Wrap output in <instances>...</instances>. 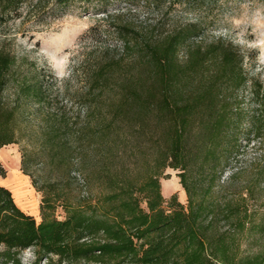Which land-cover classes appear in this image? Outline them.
<instances>
[{"label":"trees","instance_id":"trees-1","mask_svg":"<svg viewBox=\"0 0 264 264\" xmlns=\"http://www.w3.org/2000/svg\"><path fill=\"white\" fill-rule=\"evenodd\" d=\"M94 1L103 0H0V20L18 16L22 5L41 14ZM199 30L186 24L157 36L118 27L119 49L106 48L83 67L84 88L67 99L77 104L75 112L53 102L49 76L0 42V148L25 140L36 145L40 167L66 178L77 170L86 184L103 189L94 203L66 207L64 219L46 214L53 205L43 197L37 223L0 184V264H20L26 250L33 264L41 258L52 264L53 257L60 263L264 264V253H238L245 231L264 242V213L255 223L246 204L253 190L235 186V172L222 179L245 122L248 133L264 136V111L245 117L235 97L249 81L246 54L221 37L196 41ZM30 162L27 150L21 169L37 188ZM168 168L178 171L186 206L172 196L164 207L160 179Z\"/></svg>","mask_w":264,"mask_h":264},{"label":"rangeland","instance_id":"rangeland-1","mask_svg":"<svg viewBox=\"0 0 264 264\" xmlns=\"http://www.w3.org/2000/svg\"><path fill=\"white\" fill-rule=\"evenodd\" d=\"M19 13L18 16L0 20V42L6 40L18 56L35 63L38 70L49 76L51 93L57 96L53 102L64 103L71 111L75 112L78 106L67 99L83 90L85 64L106 48L119 49L118 27L125 25L164 36L175 27L186 24L199 27L196 41L221 37L246 54L244 69L249 81L235 92V97L245 117L253 112L264 111V0H170L159 7L144 3L132 5L124 0H103L86 6L74 4L41 14L22 5ZM248 132L245 122L239 139V152L230 158L222 179L235 172V186L249 185L252 188L253 196H247L246 204L248 211L253 214V221L258 223L264 213V136L255 137ZM36 149V145H30L25 140L1 147L0 168L5 175H0V183L6 184L4 178L8 168L17 170L23 176L25 192L30 195L26 200L19 196L13 198L19 208L27 207L26 213L33 212L37 223L41 221L40 205L43 197L53 205V208L46 210V214L64 219L66 207L94 203L103 193L97 184H86L83 175L77 170L66 178L56 169L40 167ZM27 150L30 152V171L37 169L32 171L37 188L21 169L22 156ZM177 173V170L168 168L164 171L167 177L160 179L165 208L172 196L186 206V194ZM57 182L56 186H50ZM10 191L13 195V189ZM246 225L249 227V222ZM237 245L239 255L264 253L262 238L248 231L238 236ZM34 259L33 252L26 250L20 255V264H33ZM39 264L47 263L41 258ZM52 264L93 263H60L57 257H53Z\"/></svg>","mask_w":264,"mask_h":264},{"label":"bare ground","instance_id":"bare-ground-1","mask_svg":"<svg viewBox=\"0 0 264 264\" xmlns=\"http://www.w3.org/2000/svg\"><path fill=\"white\" fill-rule=\"evenodd\" d=\"M4 182L7 188L13 189V197L19 196L25 200L29 197L30 194L25 192L23 176L17 170L8 168Z\"/></svg>","mask_w":264,"mask_h":264},{"label":"crops","instance_id":"crops-1","mask_svg":"<svg viewBox=\"0 0 264 264\" xmlns=\"http://www.w3.org/2000/svg\"><path fill=\"white\" fill-rule=\"evenodd\" d=\"M1 184V183H0ZM2 185H4L3 183H2ZM5 187H6V185H4ZM9 189V188H8ZM10 190V189H9ZM31 208V207H30ZM23 212H25L26 213V211H28V209H27V207H24V208H20ZM32 209H34V207L32 208ZM30 212V211H29ZM35 212V211H34ZM32 213L33 212H30V213H27V214H29V215H31L32 216Z\"/></svg>","mask_w":264,"mask_h":264}]
</instances>
